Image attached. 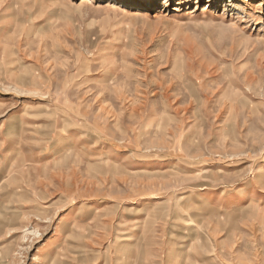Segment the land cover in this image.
Returning a JSON list of instances; mask_svg holds the SVG:
<instances>
[{
	"label": "rangeland",
	"instance_id": "rangeland-1",
	"mask_svg": "<svg viewBox=\"0 0 264 264\" xmlns=\"http://www.w3.org/2000/svg\"><path fill=\"white\" fill-rule=\"evenodd\" d=\"M0 0V264H264V0Z\"/></svg>",
	"mask_w": 264,
	"mask_h": 264
},
{
	"label": "bare ground",
	"instance_id": "bare-ground-1",
	"mask_svg": "<svg viewBox=\"0 0 264 264\" xmlns=\"http://www.w3.org/2000/svg\"><path fill=\"white\" fill-rule=\"evenodd\" d=\"M89 1H91V0H82L81 2H82V3H85V2H89ZM104 3H105L106 5H111V4H114V1H109V0H108V1H105Z\"/></svg>",
	"mask_w": 264,
	"mask_h": 264
}]
</instances>
